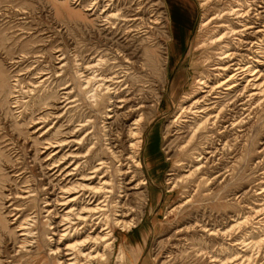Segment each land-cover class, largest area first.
Here are the masks:
<instances>
[{"label":"rangeland","instance_id":"374dc122","mask_svg":"<svg viewBox=\"0 0 264 264\" xmlns=\"http://www.w3.org/2000/svg\"><path fill=\"white\" fill-rule=\"evenodd\" d=\"M239 1L244 4L246 0H195L200 11L196 29L171 75L162 0H0L1 264H10L11 258L17 264H54L43 241L40 249L35 244L31 252L14 256L21 240L19 226L27 215L35 218L41 235L48 229L47 215L42 211L44 197L30 203L12 194L27 187H43L42 158L36 157L34 149V139L41 135L30 128L31 119L44 109L45 103L62 102L60 98L71 89L70 101L74 102L67 108L73 107L74 111L62 121H53L48 129L54 128L53 138L62 139L70 118L75 126L87 125L81 133V137L87 135L89 139L84 150L94 146L93 165L101 158L108 160L109 168L102 173L109 172L117 188L120 164L110 159L106 144L117 139L124 125L122 117L115 121L110 110L120 108L117 96L125 92L145 103L139 113L144 116V169L138 179L147 182L140 187L147 202L141 194L143 190L130 191L128 203L137 225L127 232L115 228L109 264H264L262 100L254 104L247 124L232 130L224 142L200 133L195 150L185 157V165L189 164L190 170L199 165L205 168L190 180L192 183H181L172 189L173 181L188 177V169L180 166L179 161L184 159L182 140L170 127L184 93L193 90L197 78L206 70L210 38L224 19L221 16L229 14ZM92 5L95 9L88 11ZM105 10L121 17L108 21ZM258 10L264 22V9ZM117 53L130 60L126 67H133H127L129 71L126 67L113 70L120 76L128 72L126 82L120 84L119 93L111 101L104 92L90 99L91 94L78 86V64L86 68L100 59L113 62ZM62 61L67 63L64 73L59 72ZM103 69L99 66L94 70L101 73ZM84 72L85 69L81 73ZM16 81L20 82L19 106L10 100ZM34 85L37 89L31 93L29 88ZM108 85L117 86L111 82ZM65 87L68 89L63 90ZM65 105L58 104L61 108ZM224 143L229 146L225 150ZM212 147L218 148L215 162H197L200 154L209 158L206 153ZM68 151L65 149L63 154ZM139 180L135 179L130 188Z\"/></svg>","mask_w":264,"mask_h":264},{"label":"bare ground","instance_id":"6f19581e","mask_svg":"<svg viewBox=\"0 0 264 264\" xmlns=\"http://www.w3.org/2000/svg\"><path fill=\"white\" fill-rule=\"evenodd\" d=\"M256 1L246 0L244 4L239 1L230 9L229 14L221 16L224 19L215 27L210 38L206 70L197 78L193 90L185 92L182 97L178 115L170 128H173L178 139L182 140L180 149L184 159L179 163L182 169H188V177L182 181L181 179L173 181V190L181 183L182 185L192 183L193 180H190L205 168V165H199L198 168L190 170V165H185V157L195 150L194 143L200 133L224 142L232 130L247 124L246 120L250 119L256 101L264 102V22L258 10L264 9V3L261 2L260 6ZM95 7L92 5L88 11H93ZM104 14H107L108 21L121 17L116 12L108 13L106 10ZM206 25L207 23L204 24ZM129 62L127 56L117 53L113 62L100 59L95 65L88 64L86 68L78 64L76 72L78 86L82 91L91 94L90 99L98 98L104 92L103 95H108L111 101L119 93L122 87L120 84L126 82L128 78V72H123L124 76H120V73L113 70L118 67L124 68L125 63ZM61 63L59 72L64 73L67 63L64 61ZM99 66L105 67L101 73L94 70ZM129 66L128 64L127 67ZM127 67L126 71L131 70ZM84 69L87 74L81 73ZM118 79L122 81H117ZM109 82L117 86L111 88ZM19 87L20 82L16 81L13 86L15 92L13 91V96L10 94V100L18 106ZM29 89L33 93L37 86H30ZM67 89L68 87H65L63 90ZM71 91L63 94L60 98L63 101L60 103H45L44 109L31 119L30 128L35 130L34 134L41 135L34 139V149L37 151L36 157L42 158L41 165L45 171L41 180L43 187L41 189L27 187L12 195L15 199L30 203L44 197L45 205L42 211L47 215L48 230L41 235L37 231L35 218L27 215L19 226L21 240L14 256L31 252L35 244V247L40 249V242L43 241L49 248L48 255L54 257L52 258L54 264H109L115 245V228L127 232L137 225L136 215L128 203L130 191H142L140 187L147 184L138 179L144 169L142 159L144 116L139 113L145 103L142 100L136 101L134 94L125 92L117 96L121 99L120 108L110 110L114 113L112 118L116 121L122 117L124 125L117 139L106 144L110 159L120 164L117 168L120 173L117 188L110 173L105 172V175L102 173L109 168L108 160L101 158L97 165H93L94 146L88 145L86 151L84 150L89 139L87 135L81 137V133L87 125L79 123L75 126L76 122L70 118L67 121L69 125L62 132V139L53 138L54 128L48 129L53 121H62L74 111L73 107L67 108L74 102L70 101ZM61 103L66 105L61 108L58 106ZM64 110L66 112L61 114ZM108 115L110 114L107 113ZM136 115L137 118L134 119ZM226 146L229 147L224 143L223 150ZM75 147L78 148L72 151ZM65 149L69 151L63 154ZM217 151L218 148H210L206 153L209 158L205 154H200L197 156L200 158L197 162L206 160L214 163ZM132 175L131 180L126 182ZM135 179L139 180V183L130 188ZM141 194H144L147 202L144 190ZM11 259L10 264H15L14 258ZM1 263L4 262L0 260Z\"/></svg>","mask_w":264,"mask_h":264},{"label":"crops","instance_id":"0c3cea01","mask_svg":"<svg viewBox=\"0 0 264 264\" xmlns=\"http://www.w3.org/2000/svg\"><path fill=\"white\" fill-rule=\"evenodd\" d=\"M162 1L167 16V32L169 35V39L166 41L168 49L167 65L170 74L174 75L178 62L185 54L189 40L196 29L200 11L195 0ZM130 258H132V255Z\"/></svg>","mask_w":264,"mask_h":264}]
</instances>
